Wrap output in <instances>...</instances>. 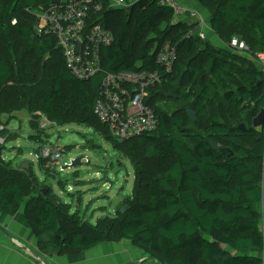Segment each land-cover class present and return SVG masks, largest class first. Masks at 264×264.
Returning <instances> with one entry per match:
<instances>
[{"label": "trees", "instance_id": "trees-1", "mask_svg": "<svg viewBox=\"0 0 264 264\" xmlns=\"http://www.w3.org/2000/svg\"><path fill=\"white\" fill-rule=\"evenodd\" d=\"M51 1L0 0V46L9 54L0 58V89L13 82L29 112L58 125L94 128L127 153L135 168L133 202L125 215L94 225L45 195L34 175L0 161V209L11 216L23 211L48 256L129 241L166 264H264V127L253 128L264 110V69L255 61L264 53V0H215L214 33L227 46L228 36L246 37L249 56L194 40L198 23L176 21L158 0H135L129 9L99 16L115 39L102 51L104 70H158L164 83L156 102L178 98L173 115L156 108L154 134L125 142L111 139L94 115L105 74L78 80L57 40L37 35L31 12ZM166 44L178 50L172 75L157 64ZM184 48L189 56L196 52L189 61L180 60ZM0 136L1 156L10 142L7 129ZM147 163L158 173H149Z\"/></svg>", "mask_w": 264, "mask_h": 264}, {"label": "rangeland", "instance_id": "rangeland-1", "mask_svg": "<svg viewBox=\"0 0 264 264\" xmlns=\"http://www.w3.org/2000/svg\"><path fill=\"white\" fill-rule=\"evenodd\" d=\"M42 1L37 0V3L41 4ZM189 3L197 6L209 26L215 0H207L205 6L195 4V0H190ZM37 10L39 7L31 12L34 18ZM181 20L191 24L197 23L195 19ZM209 33L212 34V31L207 27H199L190 35L194 40L199 39L218 47L209 38ZM216 37L221 40L219 36ZM184 38L188 40L190 37L188 35ZM228 38V43L233 38H240L250 46L246 37ZM195 53L189 56L184 48L180 53V60L189 61ZM8 55V49L0 46V58ZM249 55L248 52L246 56ZM20 97V87L13 82L0 89V129H7L10 138L0 161L10 169L34 175L39 188L65 204L69 212L82 221L96 225L107 217H119L124 207L128 211L133 202L135 181V168L128 154L115 149L113 144L94 128L79 124L58 125L50 122L42 113L29 112L27 108L22 107ZM177 100L176 96L161 97L158 107L173 115ZM54 150L59 151L60 157L52 166L49 162L51 158L45 161L42 154L45 151L52 153ZM77 159L80 160V165L72 168L71 164ZM24 162L30 163V170L22 169ZM147 169L151 174L158 173L155 163H147Z\"/></svg>", "mask_w": 264, "mask_h": 264}, {"label": "built area", "instance_id": "built-area-1", "mask_svg": "<svg viewBox=\"0 0 264 264\" xmlns=\"http://www.w3.org/2000/svg\"><path fill=\"white\" fill-rule=\"evenodd\" d=\"M56 1L52 0L47 7L36 11V33L39 36H53L57 40V49L62 51L67 70L78 80L86 82L99 73L105 74L94 115L108 136L115 141L125 142L154 134L160 125L156 95L164 83L161 72L111 74L103 68L102 51L111 46L115 39L111 30L99 23V16L113 9H129L135 0ZM158 1L162 7L173 10L176 21L195 19L199 27H208L202 15L183 5L182 0ZM228 47L238 54L247 55L249 52L246 43L238 38H233ZM177 61L178 50L171 44L164 45L157 56V64L166 75L173 74ZM255 61L264 69V53L258 54ZM4 143L0 136V144ZM59 157L57 150L42 154L45 161L51 158L49 162L52 166Z\"/></svg>", "mask_w": 264, "mask_h": 264}, {"label": "crops", "instance_id": "crops-1", "mask_svg": "<svg viewBox=\"0 0 264 264\" xmlns=\"http://www.w3.org/2000/svg\"><path fill=\"white\" fill-rule=\"evenodd\" d=\"M189 2L190 0H182L184 5L198 11L197 6ZM209 27H211L210 23L207 27L208 30L212 31V34H208L209 38L216 46L224 48L226 45L216 37L212 27L211 29ZM227 48L229 47L227 46ZM0 264L166 263L161 262L144 250L135 247L129 241L102 243L76 254H56L48 256L39 251L37 237L23 211L16 216H11L6 211L0 209Z\"/></svg>", "mask_w": 264, "mask_h": 264}, {"label": "water", "instance_id": "water-1", "mask_svg": "<svg viewBox=\"0 0 264 264\" xmlns=\"http://www.w3.org/2000/svg\"><path fill=\"white\" fill-rule=\"evenodd\" d=\"M56 2H59V0H57ZM173 97L175 98V96H173ZM188 115L191 117V119L193 121H196V116H195V114L192 111H188ZM263 127H264V110L253 121V128L254 129H259V128H263ZM239 129L243 131L245 129L244 125H241L239 127ZM214 148H215V150L218 149V144L215 143ZM78 165H80V160L79 159L73 161V163L71 164V167L73 168V167H76ZM30 168H31L30 163L24 162L22 164V169L23 170L28 171V170H30ZM44 194L46 195L47 191H44ZM126 211H127V208H125V207L122 208L121 209V214L124 215L126 213Z\"/></svg>", "mask_w": 264, "mask_h": 264}]
</instances>
